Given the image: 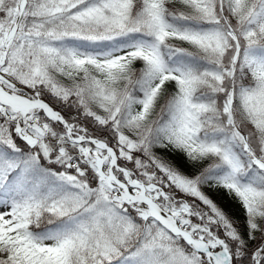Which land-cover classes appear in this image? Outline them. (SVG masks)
<instances>
[{"label": "snow or ice", "instance_id": "obj_1", "mask_svg": "<svg viewBox=\"0 0 264 264\" xmlns=\"http://www.w3.org/2000/svg\"><path fill=\"white\" fill-rule=\"evenodd\" d=\"M0 264H264V0H0Z\"/></svg>", "mask_w": 264, "mask_h": 264}]
</instances>
